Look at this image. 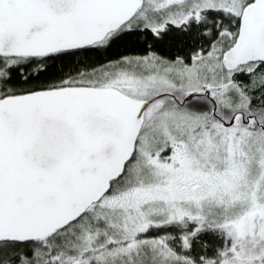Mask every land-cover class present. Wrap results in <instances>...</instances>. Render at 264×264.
Returning <instances> with one entry per match:
<instances>
[{"label":"snow or ice","instance_id":"snow-or-ice-1","mask_svg":"<svg viewBox=\"0 0 264 264\" xmlns=\"http://www.w3.org/2000/svg\"><path fill=\"white\" fill-rule=\"evenodd\" d=\"M0 264H264V0H0Z\"/></svg>","mask_w":264,"mask_h":264}]
</instances>
